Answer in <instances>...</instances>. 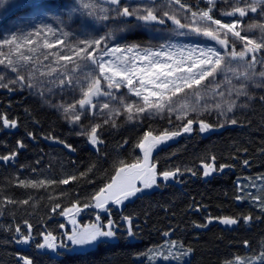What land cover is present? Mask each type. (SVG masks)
<instances>
[{"label": "trees", "instance_id": "16d2710c", "mask_svg": "<svg viewBox=\"0 0 264 264\" xmlns=\"http://www.w3.org/2000/svg\"><path fill=\"white\" fill-rule=\"evenodd\" d=\"M0 114L17 121L16 128L0 126V156L16 152L19 158L0 165V264H23L22 257L33 264H233L264 253V210L253 204L252 197L245 198L242 185L248 178H264V106L236 125H214L204 134L194 122L193 134L181 132L154 156L159 174L180 169L175 179L161 182L158 189L137 196L122 209L110 206L107 212L84 205H94L93 197L112 182L121 161L137 162V144L145 132L154 135L156 126L163 132L170 125L146 122L136 129L122 122L106 125L98 130L103 142L93 146L55 112L41 108L19 90L2 88ZM18 141L25 147L19 148ZM204 164L218 170L204 176ZM70 176L76 179L59 183ZM21 181L45 184L22 186ZM74 204L79 212L61 214ZM77 214L84 226L96 223L97 215L105 225L111 219L118 229L117 239L72 251L67 234L73 230L70 219ZM249 216L252 219L246 222L243 218ZM125 217L132 221L135 240L126 236ZM225 217L238 222L225 225L221 223ZM28 225L29 243L18 242L29 235ZM48 234L55 237L57 249L37 247ZM171 249L182 259L156 262L149 258L157 250ZM188 253L186 260L183 256Z\"/></svg>", "mask_w": 264, "mask_h": 264}, {"label": "snow or ice", "instance_id": "6c2138e0", "mask_svg": "<svg viewBox=\"0 0 264 264\" xmlns=\"http://www.w3.org/2000/svg\"><path fill=\"white\" fill-rule=\"evenodd\" d=\"M109 7L105 8L88 2V0H63L60 9L47 8L41 0H0V9L11 11L17 16L29 15L30 12H36L41 15L48 11L58 12L54 17L57 25L63 24L65 28L69 27L63 19L65 15L64 9L67 8V17L71 19L73 13H78L81 17H91L94 20L105 22H117L123 25L124 29L132 27H148L153 24L164 25L166 20H170L177 29H189L197 35H202L209 40L219 44L223 51L218 50L213 46L194 47V48H176L171 44H160L158 48H141L140 45H124L119 43L110 44L112 39V32L110 31L106 36L91 39H81L73 45H69L65 39L57 38L54 42H49L48 35L59 37H67L68 33L63 31L59 26L53 28L49 24H44L43 27H35L34 31L27 34L21 32L19 35L13 33L8 38H0V66L3 69L15 73L14 78H10L8 83H20L25 85V81H29L25 86L32 88L34 85L30 82L35 74L39 71L35 68L37 63H42L40 57L36 56L37 48L51 50L56 45H61L68 49V54L61 52L48 51L43 54V59L48 60L49 56L53 57V63H56L65 69L61 75L64 77L59 80L61 87L68 85L74 86L72 73L79 71L82 67L87 69V75L83 77V82L79 79L75 83L80 84L81 98L76 102L59 107L63 109L66 118L72 124H79L81 116L89 113V110L97 108L94 103L95 99L101 96L113 97L111 89L119 90L121 87H126L128 91L136 97L142 99V106L134 108V104H124V111L128 114V119H133L134 115L155 110L156 112L180 111L182 115H178L177 119H184L188 115L189 104L183 103L177 107L173 106V97L179 93L185 92V89L194 90L193 94L196 98V103L199 104L202 99L199 88L202 82L215 78L218 73L232 72L237 81L250 79L248 69L254 68L256 63L264 65V56L259 60L257 54L264 50V40L257 42L250 39L247 35H242L238 30L240 20L224 23L221 19L214 18L212 15L216 7V0H206L205 9H200L198 6L193 10V5L182 3L181 0H169V5H178L179 9L172 12L161 11L157 5L156 0H145L143 4H136L135 6L126 3L125 0H106ZM224 3L231 9L230 11L219 10L222 16L229 17H246L249 13L264 16V0H224ZM259 10V11H258ZM181 14L190 13V23L185 24L178 18L176 12ZM187 18V17H186ZM135 21V23H133ZM79 23V19L76 21ZM252 28H260L264 32V24H253L247 26L243 30H251ZM185 34V33H178ZM41 37L43 40L41 42ZM237 42L242 45V48L237 50ZM230 49V50H229ZM187 52V55H185ZM178 56V58H176ZM35 57V59H34ZM237 64L242 62L244 71H238L237 68L231 67L232 62ZM69 65H72L69 68ZM48 68L47 72L40 71V76H51L55 74L58 69ZM27 72V76L24 74ZM259 76L264 78V72H260ZM101 79L106 83L107 89L101 86ZM4 80L0 76V81ZM8 83H0V87H8ZM232 84L231 80H228ZM138 85V86H137ZM151 86V87H149ZM235 88L236 96H247L246 84L241 82L239 87ZM257 87H264V81L257 84ZM10 91L13 89H9ZM216 94L224 96V92L219 91V84L214 90ZM229 95L232 91L229 90ZM261 99H264L262 97ZM121 103L123 101L121 100ZM226 110L222 108L221 104L216 103L213 107L219 110L221 115L226 112H232L236 107L235 101L226 102ZM78 106V109H77ZM205 111L209 110V105H202ZM109 109V104L104 103L101 111ZM196 111L195 107L191 108ZM115 115H119L117 110ZM112 114H110L111 117ZM105 120L104 123H108ZM171 122V121H170ZM199 124L200 132H207L213 128V125L204 120L194 121V119H187L179 130L169 131L165 130L159 135H153L151 131L144 133L137 147L143 152V160H137L135 163L125 164L120 162V167L116 171L115 177L106 188L100 191L93 197L94 205H84V207L94 206L103 211H108L106 205L111 202L121 204L129 197L136 196L137 193L143 192L145 189H150L157 183L156 165L150 162L151 153L155 147L165 141L172 139L183 133H191L193 131V124ZM231 124H236L237 120L229 118ZM114 125V122H113ZM0 126L4 128H16L17 121L9 119L7 115L0 114ZM221 127L223 125H220ZM101 128L100 124H93L88 130L84 128L79 135L87 136L88 141L96 146L103 141L98 135V130ZM31 135V133L29 134ZM61 143H64L61 141ZM19 148L25 147L23 142H17ZM65 147L74 150L71 145L65 144ZM16 155V152L10 155L0 156V161H10ZM215 160V157L212 158ZM248 162L245 161V164ZM225 166H221L219 170H223ZM218 169L213 164L203 165V175L209 176ZM180 169L175 171H163L160 175L165 181L175 179ZM195 175V173H193ZM76 179L75 176H70L67 179L60 180L61 184H68L70 180ZM136 181H140L142 187L137 186ZM22 186H44L45 181L39 182H20ZM55 183V181H49ZM241 199V197H237ZM256 199V197H253ZM10 203L12 201H9ZM24 203H27L25 201ZM56 207H59L57 205ZM264 207V204H262ZM55 210V209H53ZM80 211V208L74 204L72 208L65 209L61 214L67 215ZM128 223L126 229V236L132 240L136 239V233L133 231L132 221L130 218H124ZM246 222L250 221L252 217H244ZM96 223L85 226L82 229L73 228L71 234H67V240L70 241L71 246H75L72 251L77 249L86 251L89 247L97 246L109 240L117 238L118 229L115 222L109 219L107 224L101 223V217L97 215ZM73 225L76 224L75 219L71 221ZM238 221L235 218L225 217L221 219V223L225 225H233ZM199 226V225H198ZM206 226V225H205ZM29 235L23 236L20 243H29L31 225H28ZM16 231L19 233L21 229L18 227ZM167 236L168 233H165ZM175 246L176 242H171ZM247 246V241L245 242ZM39 248L57 249L58 245L55 242V237L48 234L44 237V243L37 244ZM59 247L69 248V245L61 244ZM23 264H33L31 259L21 258ZM69 260L73 259L70 255ZM167 259V257H165ZM262 264H264V253L260 257Z\"/></svg>", "mask_w": 264, "mask_h": 264}, {"label": "rangeland", "instance_id": "374dc122", "mask_svg": "<svg viewBox=\"0 0 264 264\" xmlns=\"http://www.w3.org/2000/svg\"><path fill=\"white\" fill-rule=\"evenodd\" d=\"M206 4V0H202ZM41 2L47 7L52 9H60L63 0H41ZM88 2L97 4L98 6L102 7H109V5L106 3V0H88ZM126 3L136 5V4H143L145 0H125ZM182 3L193 5V10H196L195 6H198L200 9H205L201 5L200 0H189L184 1L181 0ZM157 5L160 7L161 11H169L172 12L174 10H178V5H169V0H156ZM225 10L230 11L231 9L228 7L227 4L224 3V0H216V7L213 10L212 15L214 18L221 19L224 23L233 22L234 20L239 19L240 24L238 30H242V35H247L250 39L256 40L257 42H260L261 40H264V32L260 30V28H252L251 30H243L246 29L247 26L253 25V24H264V16H259L258 14L249 13L246 17L243 18H237V17H229V16H222L220 14L219 10ZM67 11L68 9H64L65 15L63 16V19L66 21V23L69 25V27L65 28L63 24L57 25V21L54 19L56 15H58V12H52L48 11L44 13L43 15L36 13V12H30L29 15L25 16H17L11 11H5L4 9H0V38H8L11 34L15 33L19 35L21 32L27 34L29 32L34 31L35 27H43L44 24H49L53 28H56L59 26L63 31L68 33L67 37H59V33H57V36H53L51 34L48 35L49 42H54L57 38L65 39L69 45H73L77 43L81 39H91V38H99L106 36L110 31L112 32V39L109 41L110 44L112 43H119L121 46L124 45H140L141 48H152L156 49L159 47L160 44H171L176 46V48H184L185 50L188 48H194V47H204V46H213L217 48L220 51H223L221 49L219 44H216L214 41L209 40L208 38L197 35L194 32H190L189 29H177L174 24L170 20H166V23L164 25L159 24H153L148 27H132L130 29H124L123 25H120L117 22H105L100 20H94L91 17H81L78 13H73L71 19H68L67 17ZM259 11V10H258ZM178 18L181 19L182 23L188 24L190 23V13H184L181 14L180 11L176 12ZM187 17V18H186ZM79 19V23L76 21ZM135 23V21H133ZM178 33H185V34H178ZM43 40V37H41V42ZM242 48V45L237 42V50L239 51ZM48 51L52 52H61L62 54H68V49L61 46L56 45L51 50H45L41 48H37L36 56L40 57V61L42 63H37L35 65V68L39 71H35V74L30 81L34 87L29 88L25 86L29 81H25V85H21L19 82L16 84L8 83L10 78L15 77V73H11L8 70L3 69L2 66H0V76L4 77V80L0 81V83H8V87H0L5 90L13 89V90H19L26 94L28 98L34 102L38 103L41 108L49 111L50 113L55 112L58 114L63 120H65L68 125L76 131L78 134L81 132L84 128H87L90 130L91 126L93 124H100L101 127L106 125H119L126 124L131 129H136L138 124L146 123V122H166L170 127L166 126V128L163 130H169V131H176L181 128V126L186 123L187 119H194V121L199 120H205V122L211 124V125H223L229 126L233 125L228 122L229 118L236 119L237 123L247 115H253L258 112L259 106H264V99H261L264 97V87H257V84H260L262 81H264V78L259 76L260 72H264V65H261L260 63H256L254 68L248 69L250 74V79L248 80H242L237 81L233 75L232 72H224V73H218L216 77L209 78L211 80V83H209V80H206L202 82V85L199 88L200 94L202 99L200 100L199 104L196 103V98L193 94L194 90L191 89H185V92L179 93L177 96L173 97V106L177 107L180 104L187 103L190 105L188 108V115L184 119H177L178 115H182V113L178 111L168 112L165 110L164 112H156L155 110L140 113L138 116L134 115L133 119H128V114L124 111V104H134V108L138 106H142V99L139 97H136L134 94L130 93L126 87H121V89H111L110 91L113 94V97L108 96H101L98 99L94 100V103L97 104V108L93 110H89V113L87 115V118L85 116H81L80 123L72 124L69 119L66 118L65 113L63 112V109L60 108V105L67 106L69 104H72L79 100L81 98V91H80V84L75 83L77 79L80 80V82H83V77L87 75L88 70L84 69L83 67L75 72L72 73L73 80H74V86H68L65 85L61 87L59 85V80L64 78L61 73L65 72V69L61 67L60 65L53 63V57L49 56L48 60L43 59V54ZM185 55H187V52H185ZM264 56V50H262L260 53L257 54L258 60ZM178 58V56L176 57ZM35 59V57H34ZM45 66H50L51 68H56L58 71L51 75H45L40 76V71L47 72L48 68ZM72 65H69V68H71ZM231 67L237 68L238 71H244V68L242 66V62L240 64H237V62L233 61L231 64ZM26 76L28 75L27 72L24 73ZM228 80L232 81V84L228 83ZM243 82L246 84V91L248 92L247 96L241 95L236 96L235 95V86L236 88L239 87V84ZM217 84H219V91L224 92V96H220L215 93V89ZM101 86L105 89H107L106 83L101 79ZM138 86V85H137ZM151 87V86H149ZM229 90L232 91V94L229 95ZM121 100L123 103H121ZM235 101L236 107L233 109L232 112H226V114L221 115L219 110L214 109V105L216 103L221 104L222 108L226 110L228 101ZM104 103L109 104V109H104L101 111V107ZM208 104L209 110L205 111L202 107V105ZM195 107L196 111H192L191 108ZM78 109V106H77ZM79 110V109H78ZM119 110V115H115L114 113ZM110 114L111 117H110ZM109 120L108 123H104L105 120ZM171 121V122H170ZM234 124V125H236ZM139 128V126H138ZM155 134L159 135L162 132H160L157 129V126L155 127ZM193 131L191 133L187 134H193ZM200 132V131H199ZM201 134H204L205 132H200ZM79 135V134H78ZM84 136V135H81ZM177 140V136L174 137L173 142ZM172 142V143H173ZM162 147H155L152 151L151 156V163H154V156L155 154L161 149ZM140 155L138 160H143V152L141 149H139ZM157 183L150 189H145L143 192L140 193V195L152 192L156 189H158L161 182L167 183L173 179H169L165 181L163 177L158 173L157 167ZM138 181H136L137 183ZM242 185H244V196L246 197H252L253 204L260 208L261 210H264V207H262V204H264V178H248L242 181ZM142 187V186H141ZM139 195V196H140ZM137 196L129 197L127 200H124L121 204H115L109 202L106 205V208L109 209L110 206H113L116 209H122L127 203L132 202L135 200ZM253 197H256V199H253ZM244 198V199H245ZM103 211V210H102ZM107 212V211H103ZM75 219L76 224L73 225L71 222L72 228H79L82 229L85 226H88L87 223L85 226L82 223L79 214L75 215L70 219L72 221ZM117 239V238H116ZM109 240V241H115ZM56 242V241H55ZM95 247V246H93ZM75 248V246H74ZM88 249H91L89 247ZM87 249V250H88ZM53 250V249H51ZM79 250V249H77ZM189 253L185 254L183 257L187 260L189 258ZM178 256V257H177ZM167 257V259H165ZM180 257V258H179ZM261 256L255 257V256H247L241 259H237L233 264H262V261L260 259ZM150 260H154L156 262H162V261H169L172 262L176 259H182V256L180 254H177V251L175 249H171L169 252L165 250H157L150 254Z\"/></svg>", "mask_w": 264, "mask_h": 264}, {"label": "water", "instance_id": "95a60500", "mask_svg": "<svg viewBox=\"0 0 264 264\" xmlns=\"http://www.w3.org/2000/svg\"><path fill=\"white\" fill-rule=\"evenodd\" d=\"M193 126H194V124H193ZM185 134H187V133H185ZM173 140H174V137L172 139H169V140L165 141L164 143L159 144L157 147L168 146V145H170L173 142ZM151 156H152V153H151ZM18 159H19L18 158V155L16 154L15 157L13 159H11L10 161H7V162L0 161V165H10V164H13L14 162H17ZM137 186H139V187L142 186V184L140 183V181L137 182ZM139 195H140V193H137L136 196H139Z\"/></svg>", "mask_w": 264, "mask_h": 264}, {"label": "flooded vegetation", "instance_id": "af4514ba", "mask_svg": "<svg viewBox=\"0 0 264 264\" xmlns=\"http://www.w3.org/2000/svg\"><path fill=\"white\" fill-rule=\"evenodd\" d=\"M194 127V126H193Z\"/></svg>", "mask_w": 264, "mask_h": 264}]
</instances>
